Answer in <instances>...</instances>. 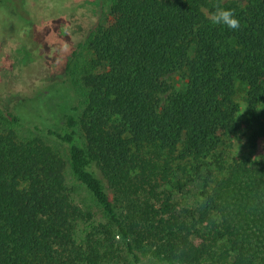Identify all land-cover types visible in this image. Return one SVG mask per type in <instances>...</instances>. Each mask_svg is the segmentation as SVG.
<instances>
[{
	"label": "trees",
	"instance_id": "trees-1",
	"mask_svg": "<svg viewBox=\"0 0 264 264\" xmlns=\"http://www.w3.org/2000/svg\"><path fill=\"white\" fill-rule=\"evenodd\" d=\"M216 3L239 30L211 23ZM66 72L68 88L39 97L52 103L34 126L45 137L22 136L18 113L0 108V264H144L147 251L172 264H264V153L225 166L243 103L252 147L264 146V0H111ZM175 162L189 165L184 182ZM68 174L101 218L75 202ZM189 181L201 187L195 206L174 196Z\"/></svg>",
	"mask_w": 264,
	"mask_h": 264
},
{
	"label": "rangeland",
	"instance_id": "rangeland-1",
	"mask_svg": "<svg viewBox=\"0 0 264 264\" xmlns=\"http://www.w3.org/2000/svg\"><path fill=\"white\" fill-rule=\"evenodd\" d=\"M56 0H47L46 6L40 10L36 4L11 2V5L0 9V108L14 110L21 117V124L16 130L22 136H46L44 131L36 132L39 111L49 106L41 103L40 98L50 94L52 90L69 86L66 66L80 42H85L90 32L100 23H104L111 9V0H79L76 4H63ZM61 6V16L53 17L54 7ZM44 19V23H43ZM43 24H42V23ZM42 24V27L40 28ZM82 58H90L88 50H81ZM83 60V59H82ZM170 80L176 89L180 87V76L175 73ZM40 97V98H39ZM47 104V105H46ZM56 101L53 102L54 110ZM41 105V106H40ZM50 110L52 111V109ZM49 112V109L47 110ZM25 114V115H23ZM249 117L243 103L240 113V130L237 137L232 138L225 147V166L228 167L243 157L260 158L264 146L256 150L250 142L251 131L245 128L244 121ZM47 138V137H46ZM49 143L61 150V146L51 138ZM174 163V180H184V167L188 164ZM180 169V170H179ZM188 177V176H187ZM186 177V178H187ZM188 179V178H187ZM68 185L75 202L84 210L100 216V209L90 193L68 174ZM201 187L197 182H188L182 190H174L175 200L184 206H195L199 201ZM87 222L80 221L79 237L85 234ZM118 264H134L132 258L122 256ZM144 264H172L161 260L153 252L144 255Z\"/></svg>",
	"mask_w": 264,
	"mask_h": 264
},
{
	"label": "clouds",
	"instance_id": "clouds-1",
	"mask_svg": "<svg viewBox=\"0 0 264 264\" xmlns=\"http://www.w3.org/2000/svg\"><path fill=\"white\" fill-rule=\"evenodd\" d=\"M214 9L209 17L213 25L224 26L229 30L240 29L241 22L233 10L222 8L219 3L214 5Z\"/></svg>",
	"mask_w": 264,
	"mask_h": 264
}]
</instances>
